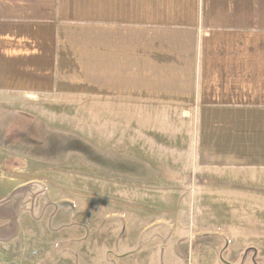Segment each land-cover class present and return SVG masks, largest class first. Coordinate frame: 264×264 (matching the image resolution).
Returning a JSON list of instances; mask_svg holds the SVG:
<instances>
[{"label":"crops","instance_id":"0c3cea01","mask_svg":"<svg viewBox=\"0 0 264 264\" xmlns=\"http://www.w3.org/2000/svg\"><path fill=\"white\" fill-rule=\"evenodd\" d=\"M32 106L59 110L46 120L80 145L55 163L24 147L0 151V170L26 174L23 196L41 191L47 169L72 163L103 174L104 186L153 198L96 216L104 226L87 233L59 220L48 228L56 216L4 217L16 226L8 238L0 233L12 264L241 259L230 242L187 233L176 207L157 209L168 201L155 190L264 192V0H0V109ZM32 220L45 228H23Z\"/></svg>","mask_w":264,"mask_h":264},{"label":"rangeland","instance_id":"374dc122","mask_svg":"<svg viewBox=\"0 0 264 264\" xmlns=\"http://www.w3.org/2000/svg\"><path fill=\"white\" fill-rule=\"evenodd\" d=\"M35 107L21 109L28 114L21 111L10 112L0 109V146L5 149L0 147V151L3 153L1 155L11 157L13 152L23 151L25 148L24 151L27 153L40 156L53 163L63 161L66 157L67 160H71L66 150L77 144L80 145L79 140L73 138L75 136L71 135L69 130L67 132L64 128L56 127L46 120H54L60 111L54 109L50 111L45 106L43 108ZM40 143L43 146H40ZM43 149L46 152L38 155ZM4 158H0V164L3 163ZM41 165L44 164L41 163ZM46 172L42 173L44 182L40 186L42 188L40 192L44 193L37 196L40 193L36 192L38 188H32L31 193L26 192V196H23V192H25L23 179L26 174L18 173L12 174V176L10 174L12 172L5 169L0 170V233H3L4 238L14 234L16 230V226L13 228L11 223L5 226L6 219L4 217L56 216L55 219L52 218L53 220L47 221L48 228L52 225L58 226L59 220L65 227L76 226L75 228L67 227V229L72 228L68 231L85 230L87 233L89 228L92 230L93 227L104 226L103 219L95 218L96 216H104L106 212L113 211V209L118 210L120 207L124 210L135 209L136 207H127L126 205H131L127 201L135 202L153 198L145 196L142 190H123L115 187V184L104 186V183L100 182L103 174L94 173V170L88 168L86 172H80L77 165L72 163L54 165L50 171L47 169ZM39 174L40 172L36 170L31 175L32 178H39ZM15 176L20 179V182L16 181ZM88 177L92 178L93 181L89 182ZM95 178L97 183H94ZM188 187L155 190L157 195L155 198L160 197L162 198L160 201L163 202L164 197H166L168 201L167 205L156 202L155 205L158 206L156 208L176 207V215L185 216L183 224L187 228V233L191 230L189 226L193 230L202 229L203 234L207 233L203 238L219 242L223 240L224 247L230 242L231 249L243 250V253L240 254L241 259L230 264H264L263 190L240 191L238 189L216 188V186L211 188H198V186L195 189L192 186ZM144 192L146 194L149 192L151 195V190H144ZM88 216L90 219L87 221ZM31 223L41 224V226H35L36 229L45 228L43 222L39 223L36 220L22 221L23 228H27ZM3 227H9L11 231L10 229L5 230ZM62 234L59 233L58 236L64 238L65 235L62 236ZM147 235L148 233L145 234V236ZM130 244V242L123 243L122 241L120 246L125 248L129 247ZM85 246L87 245L85 244ZM14 250L12 248L11 251ZM230 254H227L228 259L231 257ZM11 261L14 260H9L6 252L0 254V264H12ZM204 264L211 263L205 261Z\"/></svg>","mask_w":264,"mask_h":264},{"label":"water","instance_id":"95a60500","mask_svg":"<svg viewBox=\"0 0 264 264\" xmlns=\"http://www.w3.org/2000/svg\"><path fill=\"white\" fill-rule=\"evenodd\" d=\"M246 253V252H245ZM244 261V260H243Z\"/></svg>","mask_w":264,"mask_h":264},{"label":"trees","instance_id":"16d2710c","mask_svg":"<svg viewBox=\"0 0 264 264\" xmlns=\"http://www.w3.org/2000/svg\"><path fill=\"white\" fill-rule=\"evenodd\" d=\"M33 144V143H32Z\"/></svg>","mask_w":264,"mask_h":264}]
</instances>
